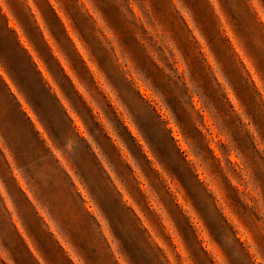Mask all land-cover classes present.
<instances>
[{
	"label": "clouds",
	"instance_id": "9594fccd",
	"mask_svg": "<svg viewBox=\"0 0 264 264\" xmlns=\"http://www.w3.org/2000/svg\"><path fill=\"white\" fill-rule=\"evenodd\" d=\"M0 264H264V0H0Z\"/></svg>",
	"mask_w": 264,
	"mask_h": 264
}]
</instances>
